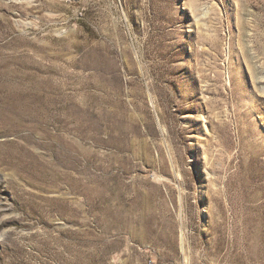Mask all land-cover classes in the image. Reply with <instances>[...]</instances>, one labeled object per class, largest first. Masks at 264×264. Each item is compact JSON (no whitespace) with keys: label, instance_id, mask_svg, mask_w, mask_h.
Masks as SVG:
<instances>
[{"label":"rangeland","instance_id":"rangeland-1","mask_svg":"<svg viewBox=\"0 0 264 264\" xmlns=\"http://www.w3.org/2000/svg\"><path fill=\"white\" fill-rule=\"evenodd\" d=\"M0 264H264V0H0Z\"/></svg>","mask_w":264,"mask_h":264}]
</instances>
